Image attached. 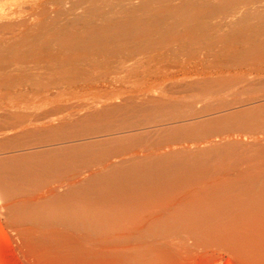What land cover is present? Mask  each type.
Returning <instances> with one entry per match:
<instances>
[{
  "label": "bare ground",
  "instance_id": "1",
  "mask_svg": "<svg viewBox=\"0 0 264 264\" xmlns=\"http://www.w3.org/2000/svg\"><path fill=\"white\" fill-rule=\"evenodd\" d=\"M95 1H97V0H76V2L73 1L74 4H72V7H70V8L71 9L72 8H75L74 6L75 5H78V4H82V3H92V2H95ZM112 1L113 0H110L109 2H112ZM124 1H127V0H124ZM134 1H132V4L133 5H134V3H136L137 0L135 2ZM148 1H150V2L152 1V6L150 5V2H148ZM163 1H165L168 4V2L170 0L169 1L168 0L167 1L166 0H163ZM175 1L176 0L172 1L173 3L172 2L171 3L169 2L171 5H169V4L167 5L166 4L165 7L168 6L167 8H169V7L174 8V7H178L179 6V7H181L180 9H182V15L185 16V17H189L190 15L192 16V14H194L195 12H198L201 9L204 10L205 8L206 9L208 8L207 10L206 9L204 10V11H206L207 14H213V15L214 14H218L217 17H219V16H221L219 14H222L223 12H226L225 10L227 8L230 11V5H231V7L234 6L233 5L234 0L233 1H230V0H187V2H185V0H183L185 2L183 5H181L180 3H175ZM114 2H120V3H118V5L119 4H123V1L122 0H118V1L115 0ZM114 2H112V3H114ZM128 2H129V0H128ZM128 2H125V3L128 5L129 4ZM141 2L148 3V4H146V6H149V7L151 6V7H150V9H149V7L146 8V9L150 11L151 8H153L151 11L154 12V13H159L160 10L162 11V9L164 7L163 3L165 4V2L162 3L161 0H146V1L145 0H143V1L141 0ZM141 2L140 3L138 2L136 4H140V7H138V8H141L143 6L142 10L145 12L144 7H146V6H144V4L141 3ZM237 2H238V5L241 4V6H243V7H240L239 6V9L235 12L236 14L238 13V16H235V14H233V16H232L231 14L234 13V12H232V9H231V14H230L231 17H234L235 16V17L241 18L243 16V13L245 15H247V14L249 15L250 14V16L251 15L253 16L252 13L253 12L256 13V11H259V9H261V11L264 12L262 10V9H264V0H236L235 3H237ZM125 3H124L123 6L121 5L122 8L125 6ZM109 4H110V6H109ZM92 5L95 6L96 4H94V3L91 4L90 8H92V9H90L89 6L87 7V4H86V7H87V8L85 7L86 10L85 9L82 10L84 12V14H87L89 12V10H90L91 14L90 13L89 14L92 15V11L91 10H93V9L96 10L97 9L95 7L93 8ZM101 5H103V4H101ZM114 5H117V4H114ZM133 5H131V7H130V9H131L130 12L132 11L133 12V15H136V14H134V12H136V11H137V13H139L140 11L143 12L140 9L139 10H136V9H138L136 7L137 5L136 6L134 5L135 8L132 7ZM153 5H154V7H153ZM108 6H109V9L111 7L113 8V6L111 5V3H108V5L106 6V8H108ZM47 7H45V9H47ZM237 7H238L237 5H236V7H233V10H234V8L236 10ZM88 8H89V10H88ZM106 8H103V10L104 9L107 10ZM122 8H120L121 11H122ZM132 8H133V10H132ZM80 9H81V7H80ZM120 9H119V12L121 13ZM127 9H129V6L127 7ZM164 9L166 10V8H164ZM72 10H69V11H72ZM76 10H79V9L77 8L74 11H76ZM110 10H112V9H110ZM165 10H163L162 12L165 13ZM167 10L170 11V8L167 9ZM41 11H40V13L42 14ZM74 11H72L71 14ZM85 11L87 13H85ZM149 11L146 12V13H149L150 15L149 14L147 15V14H143L142 13V17L145 16V18H147L148 20H150V18H148L147 16L151 17V15L153 13L151 11L150 12ZM242 11H243V13H242ZM261 11H259V13ZM44 12H43V14H44ZM100 12L98 14L95 11H93V15L95 17L94 19L96 21L94 19L92 20L91 17L93 15L92 16L88 15L87 18H85V19L81 16L84 21L82 22V24L79 22L82 25V28L80 30H82V29H89L90 27L88 28L86 26H92L93 27V26H95L94 24H101L102 23V25H103V26L102 25L101 26H97V29L95 28L96 31H94L92 33H85L82 30V33L81 34L78 33V30L77 31H74V34L71 33V31L74 30L75 28L77 29L78 26H76L77 24L75 25V23H74L75 28L72 27V25H71L72 23L68 19L67 15L65 16L63 14L64 12H61V13L65 17H67L66 18L67 19L66 20L67 22H64L63 17L60 16V19H62L63 20V23L65 24V25L63 24L64 25L63 29H62L61 20H59L58 17H57V14H59V12L56 13V16H54L52 14L53 17H51V18L48 19L50 22L47 21V20H45L49 24L48 29L42 30V29H44V28H42L44 26L43 25H40V27L42 29L39 27L40 30L37 33H35V34L33 33L31 35L25 36L24 33H23V37L25 36V38H23V40H21L22 41L21 44L25 48H27V49H25V48L24 49L23 48L21 49V50H23L22 52H24V50H25V52H24L25 55L23 56V59L25 57H27V56L29 58L30 57L35 58L36 61H37V59L40 60V59H44L45 57L48 59V57L50 55L52 56V54H49V53L54 52L56 50V48H55L56 46H58L57 51L59 50L60 47H62L63 49L65 47V49L66 48H69V49H73V50H76V51L77 50H82V52H83V50L84 51H86V50L91 51V49L93 48L94 54H95L96 53V47L99 46V48L102 49L101 48L103 46L102 44H105V42H108L111 38H115V35H117L116 38H115L116 39L115 42L116 41L121 42V40H122V43L125 42V40L123 41L122 38H118L119 37L118 36V33L126 31L127 30V27H128V26L126 27V25H128V23L125 24V25H123L125 23V21H124V23H120V22L119 23H111V25H108L107 27H106V24H105V26L103 24V23H106V22H107V24H109L108 21H110L112 19L113 20L114 19H117L118 17L120 18V15H119L120 13H118V10H116L114 12V13L117 12V14H114L113 13L114 14V17H112V18L109 17V14L111 12L108 14V17H107V14L106 13L103 15V13L101 12L102 13L101 14ZM105 12H107V11H105ZM201 12L202 11H200V13ZM131 13L128 12V14H127V12H126L127 16L130 15ZM78 14L79 15L80 14L83 15L82 13H80V11H79ZM97 14L98 15H100V14L103 15V17H101V15L99 17H96ZM122 14L124 15L123 11H122ZM126 14L124 16L122 15L123 16V17H121L122 20H124L123 18L126 16ZM226 14L228 15L227 12L225 13V15L223 13V16H226ZM115 15H119V16L117 17ZM240 15H241V17H240ZM256 15H258V14H256ZM256 15L254 14L255 17H252V16L249 17L248 16L249 17L248 20H247V18L245 19V21L247 23L246 24L247 26L251 25L254 22V20H255L254 18H256L257 20L260 19ZM73 16L74 17H77L78 15L75 16V14H74ZM110 16H113V15L111 14ZM136 16L139 17L141 15H138L137 14ZM81 17L78 16L77 18H79L81 20ZM106 17H107V19H106ZM126 17H125V19H126ZM152 17H153V15H152ZM201 17L203 18V15ZM221 17H219V18H221ZM231 17L229 19H231V20L234 19V18H231ZM128 18H127L126 21L129 20L132 23L133 21L130 18L129 19ZM176 18H177L176 16L173 17V19H176ZM262 18H264V16ZM86 19L87 20L89 19V20L88 21H85ZM138 19H139V21L141 19L142 22L145 21V20H142L143 18H141V17L138 18ZM179 19H181V18H179ZM191 19H190V21H191ZM206 19H207L206 17H205V19L203 18V22ZM208 19H207L206 22H207V24H210V23H208ZM214 19H216V17ZM222 19H223V17H222ZM236 19L234 21L232 20L233 22H230V23H232V25H233L235 23ZM242 19H244V18L242 17ZM261 19H260V21L258 20L259 21L258 23H260V22L263 23L264 22ZM68 20L70 22V26L68 25V23H69ZM118 20L119 19H117L116 21H118ZM226 20H228V18H226L224 20V23L227 22ZM139 21H136L134 23L139 24ZM174 21H175V23L178 22L177 20H174ZM190 21L189 22H186V23L184 22L185 23L184 25L188 24V26L187 25L186 26L189 27ZM194 21L196 22V20H194ZM197 21H199V19ZM214 21L217 22L216 20H214ZM229 21H228V23H229ZM162 22L158 21V23H156V25H158L160 23L158 26L161 28L162 25H165ZM172 22H173L172 21V18H170V20L168 21V24L169 25L171 24V26H170L171 29L169 31L168 28H167V25H166L165 28H167V30L165 28H163L164 29L163 30L164 32L165 31L166 32L168 31L170 33L173 30L172 28H174L173 33L174 34L176 33L175 32L176 29H175V27L172 26ZM203 22H200V24L203 23ZM222 22H223V20H222ZM255 22H256V20H255ZM175 23L173 25H178L179 26V24H180L179 22H178L179 24H175ZM220 23H218V25L216 24L218 30H221L220 27L223 26V24H224L223 23L221 25ZM230 23H229V26H232V25H230ZM237 23H240L241 24L242 22L241 21L240 22L237 21L236 22V25H238ZM258 23L256 22L255 25H251V26H256V24H258ZM80 24H79V26H81ZM197 24H198V22H197ZM207 24H205V26ZM212 24H210L209 26H211ZM8 25H7V27H8ZM180 25H183V23L180 24ZM65 26H67V28ZM136 26H139V25H136ZM245 26H242V27L244 28ZM247 26H246V28H244L245 31H246V29L247 30L249 29V31H250V26L248 28H247ZM259 26L260 27L262 26L261 23H260ZM5 27H6V25L4 26V28ZM13 27H11V28L13 29ZM68 27H70V28L68 29ZM181 27L182 28H180L178 30H181V29L185 28L183 26H181ZM200 27H202L204 29L203 24ZM206 27H208V25ZM223 27H225V26H223ZM236 27L237 26H235L234 28L233 27L228 28V26H227L226 29L224 28L225 31H228L227 29H232V35H227V36L230 37V39L228 37V39L230 41L228 40L229 42H225V43L222 42V43H224L223 44L224 47H225V44H230V43L233 45V47H234V45L236 47V44H239L242 41V37L244 38V36H241V34H239L241 32V31H239V29L241 28V27H239V25H238V29H237L239 33H236L235 34V32H237ZM9 28H10V26H9ZM65 28L68 29V30H66L64 32V29ZM191 28H193V27L191 26ZM70 29H72V30H70ZM92 29H90V30H92ZM128 29L130 30V28H128ZM132 29H134V27H132ZM136 29H138V28H136ZM145 29L146 28H144V30ZM198 29H201V28H198ZM211 29H213V28H211ZM214 29H213V32L208 29L207 36H205V37L207 39H209V40H207L204 37V40L206 39L207 42L206 41L201 42V43H204L205 44V45L203 44V46H206V43H207V46L206 47L209 46V43H210V40H212V37L211 38H208V36H211L212 33H215L216 34L215 36H218L217 35L219 33L218 30L217 29L214 30ZM233 29L235 30V32L233 31ZM8 30H10V29H8ZM31 30H32V28H31ZM129 30H128V32H129ZM153 30L154 29H152V31ZM156 30H157L156 31L157 33L158 32L159 33H162L163 32V31L160 32L161 30L159 28L158 29L156 28ZM186 30H181L182 33L180 31L177 32L178 33L177 34L178 35V38L180 40H182L184 37L186 39V36H184V34L186 32H188ZM188 30H192V29H188ZM205 30H207V29L205 28ZM88 31L89 30H86V32H88ZM148 31L146 30V32H148ZM184 31H186V32H184ZM193 31L191 32L192 34H193ZM128 32L126 31V32H124V34H126V33L128 34ZM146 32L143 31L144 34H147ZM149 32L150 33H148L149 35L147 34V36H150V34L154 35V33L151 32V30ZM156 32H155V34H156ZM201 32H202V29H201ZM209 32H211L210 35H209ZM136 33H135V35H137ZM169 33L168 34L166 33V35H168V38H169V36H170V38H174V35H172L173 37H171V34L169 35ZM179 33L182 34V36H183L182 39H181V37H180L181 35ZM224 33L225 32L223 31V33L222 34L219 33V35L221 37L222 36L224 37V35H223ZM226 33L228 34V32H226ZM189 34H190V32H189ZM196 34H198L197 33V30H196L195 35ZM202 34H204V33H202ZM233 34H235V35H233ZM243 34H247V32L246 33L243 32ZM138 35H140V33ZM163 35H164V33L162 35H160V36H162V38H163ZM204 35H202V36H204ZM15 36H16V40H14V39L13 40L18 42V40H17L18 36L17 35H15ZM127 36L125 35V37H127ZM131 36L133 38V35H130V37ZM137 36L134 37V39L135 38L136 39H140V37L143 36V35L139 36L138 38H137ZM196 36L199 37V35H196ZM196 36H195V38L193 36H192V38H190V40L194 38V41L196 39L195 45H196L197 42H200L199 38H198V40H199L198 41ZM212 36H214V35H212ZM220 36H218V38H220V40L218 39L220 41V44H219V41H218V44L221 46V44H222L221 41L224 40V38L222 37L223 39H221ZM156 37H159V34ZM165 37L167 38V36H164V38ZM175 37H176V34H175ZM246 37H249V35L246 36ZM166 38H165V40H166ZM131 39H129L128 42ZM185 39H183V40H185ZM260 39L261 38H259V40ZM256 40H258V38H256ZM262 40L264 41L263 37H262V39L260 41H262ZM151 41H152V43L151 42H148V43L149 44L151 43L150 45H153L155 42H153V40H151ZM156 41H159V40H156ZM167 41H169V39H167ZM191 41H193V40H191ZM8 42H9V40H8ZM17 42H16V45L15 46H12L10 44L11 46L10 47H7V48H4L6 46L3 45L4 46L3 47L2 46L3 43L2 44L0 43L1 44L0 45V48L2 46V49H0V59L4 58L5 56L8 57L9 53H11L14 56L17 55V57L16 56L15 57L16 58H19L18 61H20V58L21 57L19 55L20 54L19 51H20V48L23 47V46L20 45V43L17 44ZM141 42H142V40L140 41V43ZM159 42L162 43V40L159 41ZM159 42H156V43L159 44ZM163 42L166 43L165 41H163ZM255 42H257V41H255ZM4 43H5V41H4ZM148 43H147V45L149 47V44ZM164 43H163V45H164ZM167 43L169 44V42H167ZM215 43L216 42L213 43L214 44V46H213L212 45V42H211L210 48H208V49L210 50L212 48H215V46H216ZM261 43L263 44L264 42H261ZM8 44L6 43V45H8ZM255 44L253 46H255ZM100 45H102V46L100 47ZM189 45H193V44L190 43ZM198 45H199V46H197L198 49H199V47L201 49L202 48L204 49L203 46L202 47L200 46L201 45L200 43ZM19 46H20V48H19ZM104 46H107V45L105 44ZM143 46H145V45H143ZM156 46L157 45H155L154 47H156ZM158 46H161V45H158ZM240 46L241 45H239V47L237 46L236 48H241ZM148 47H146V48L148 49ZM187 47H186V49H187ZM190 47H188V48H190ZM195 47H193V48H195ZM228 47H229V45H228ZM151 48H153V46ZM182 48H184V47H182ZM53 49H54V51H53ZM63 49H62V51L64 53V50ZM120 49H122V47ZM133 49H132V51H133ZM159 49L161 50V48L160 47L158 48V52H159ZM242 49L240 51H242ZM255 49L257 51L256 46H255ZM129 50H130V48H129ZM140 50H141V48H140ZM142 50H145V48L142 49ZM153 50H154V48H153ZM219 50L222 51L220 49V47H218V51ZM227 50H228V48H227ZM230 50H232V49H229V51ZM236 50L237 49H234L233 51H230V52H232V55L231 56H233V55L234 56L235 55L237 56L239 54L238 53V50L237 51ZM244 50H246V47L243 49L242 53L244 52ZM260 50H259L260 51V54H259L258 51H257L258 53L255 51L253 53V55H252V52H253V50H252L251 52L246 53V56H244L243 54H240L238 56V58H240L241 55L244 56L245 58L247 57V60H245L247 62L248 61V58H249L247 56V54H250L251 53V55L254 58H256V59L259 57L257 60L255 59V62L253 61L254 59L252 58V61L253 62L251 64V66H253L254 63L255 64L258 63L257 61L259 59L264 60L263 59L264 58V53L262 52V48H260ZM59 51L62 52L61 50H59ZM115 51L117 52V50H115ZM216 51H217V48H216V50H214V53ZM98 52H101V51H98ZM147 52H149V51H147ZM151 52H154V51H151ZM191 52H189V53H191ZM200 52H202V51H200V49H199V52L198 53H200ZM230 52L228 54H230ZM6 53H8V55H6ZM24 53H21V55H23ZM80 53H81V51H80ZM83 53H85V52H83ZM135 53L136 52H134V54ZM224 53L225 52H222V53H219V54L222 55ZM255 53L256 54H259V55H263L262 58H260L261 56H259V55H257V57H255L254 56ZM47 54H49V56H47ZM54 54L56 55L57 53H54ZM88 54H89V52H88ZM94 54H93V56H94ZM98 54H101V53H98ZM147 54H145V55H147ZM158 54L159 53H157V55ZM10 55H9V57H10ZM13 55L11 57H13ZM55 55H54V57H55ZM74 55H76V54H74ZM89 55L90 56H88V57L94 58L93 56H91V54H89ZM119 55L121 56V54H119ZM128 55H129V52H128ZM145 55H143V57ZM188 55H190V54H188ZM195 55L196 54L194 53L192 55V57L195 56ZM217 55H218V53L216 52V55L215 56H217ZM148 56H149V59H150L151 58V55H148ZM58 57H59V55L56 56L54 58V60L56 58H58ZM73 57L74 56H72L71 58H73ZM104 57H106V55ZM130 57H131V55H130ZM189 57H191V55ZM244 57H242L241 59H245ZM29 58H27V59H29ZM63 58H64L65 61H67V60L70 59L69 58V59L66 60L65 57H63ZM98 58H102V57L99 56ZM4 59L6 60V57ZM50 59H53V57H51ZM5 60H4V62H6ZM64 60H63V63H64ZM79 60H81V59H79ZM130 60H132V59L130 58ZM11 61H14V60H11ZM18 61H16V63H15V61L12 62V63L17 65ZM29 61H31V59H29L28 62ZM111 61L114 62V60H111ZM72 62H73V59H72ZM260 62H259V64H260ZM19 63H20V65H19L20 67H21V64L23 66V63L22 62H19ZM77 63H78V60H77ZM126 63H128V62H126ZM142 63L143 62H141V64ZM1 64H4L5 66H7L6 65L7 62H6V64L1 62ZM11 64H9V65H11ZM24 64H26V63H24ZM64 64H68L69 65L68 62L67 63L65 62ZM101 64H102V62H101ZM116 64L117 63H115V66H116ZM128 64H130V62ZM133 64H134V61H133ZM4 65H2V66L4 67ZM9 65H8V67H9ZM16 65L14 66L15 69H17L16 68ZM60 65H62V64H60ZM93 65H95V64H93ZM238 65H239L238 67H240L241 64H238ZM74 66H75L74 68H78V66H76V65H74ZM104 66H105V64H104ZM109 66H110V64H109ZM248 66H250V65H248ZM31 67L33 68V66H31ZM134 67L136 69V66L135 65H134ZM157 67H156V69H157ZM228 67H230V63L228 65ZM235 67H236V65H235ZM255 67H257V66H255ZM255 67H251V68L255 69ZM35 68L37 69V67H35ZM130 68H129V70H130ZM251 68H249V70ZM15 69H13V70L15 71ZM58 69H59V67H58ZM86 69H88V68H86ZM92 69H93V67H92ZM123 69H125V68H123ZM216 69H217V67H216ZM129 70H127V71H129ZM131 70H133V69H131ZM259 70L260 71L263 70L262 67ZM56 72H57V74L59 73L58 71H56ZM60 72H63V71L61 70ZM36 73H38V72H36ZM16 74H18V73H16ZM16 74H15L14 77H17ZM24 74H25V72H24ZM54 74L56 76V73H54ZM67 74H68V71H67ZM67 74H66V77H67ZM35 75H33V76L30 75L28 77H30V78H36ZM48 75H49V78H47L48 76H46V78H45V79H47V81L50 79L51 75H53V74H48ZM74 75L73 74L71 76L68 75V77L71 78ZM220 75H223V74L221 73ZM244 75H243V77H244ZM39 76H41V78H42L43 75L42 74L41 75L39 74L37 77H39ZM87 76H88V74H87ZM4 77L7 78L5 75H4ZM18 77L21 78L19 76V74H18ZM44 77H45V74H44ZM64 77H65V75H64ZM257 78H259V76ZM257 78H255V79H257ZM261 78L263 79V77H261ZM36 79H38V78H36ZM36 79H34V80L32 79L33 80L32 82H35ZM63 79H65V78H63ZM73 79H74V77H73ZM102 79H104V78H102ZM213 79H215V78H213ZM251 79H254V78H251ZM21 80H23V79H21ZM26 80H27V78H26ZM28 80H30V79H28ZM50 80H52V79H50ZM259 80H258V82H259ZM37 81H36V84H38ZM102 81H104V80H102ZM11 82H12V80L7 79V80H4L2 83L3 84H6V86H7ZM211 82L217 84V81H212L211 80ZM260 82H262V81L260 80ZM2 83L0 84L1 86H2ZM74 83H76V81ZM207 83L209 84L210 82H207ZM239 83H242V81L239 82ZM20 84L22 85L23 83H20ZM49 84L52 85V84H54V82L49 83ZM68 84L66 83L67 86H68ZM210 84H212V83H210ZM236 84H238V83H236ZM246 84H247V82H246ZM12 85H14V82H13ZM51 85H49V86H51ZM41 86L39 88H41ZM44 86H45V84H44ZM54 86H52V87L54 88ZM222 86H226V84L225 85L222 84ZM232 86H233V84H232ZM259 87L256 86V88L259 89V90H257L258 93H261L259 91H261L260 88H262V87H260V88ZM2 88H4V87H2ZM7 88L8 87H6L5 89H7ZM14 88H16L17 89L16 91L18 92V88H20V87H18V86L16 87L15 86ZM44 88L47 89L48 87H46V86L43 87V94H44V96L41 99H44L45 98V94H47L46 92H48L50 90V89L49 90H46V92L44 93V91H45ZM250 88L253 89V90L255 89V88H252V87H250ZM9 90H11V89H9ZM30 90H32V89H30ZM40 90H38L37 92L41 93ZM219 90H220V88H219ZM253 90H251V92ZM6 91H7V94H8V90H6ZM263 91L264 90H262V92ZM14 92H15V89H14ZM27 92L28 91H26V93ZM24 93H25V91H24ZM252 93H254V92H252ZM255 93H254V95H255ZM12 94H13V92H12ZM14 94L16 95V92ZM22 94H18V95H22ZM15 95H11V96L16 97ZM18 95L16 97L17 99L20 97ZM203 95H205V94H203ZM14 97H12V98H14ZM256 97L258 98L259 96L256 95L255 98ZM261 97L262 96H260L259 98L262 101H264L263 100L264 97H263V99ZM46 98H48V96ZM44 100L46 101V99H44ZM156 100L157 99H155L154 101L155 102H159V100L158 101H156ZM149 101L150 100H148V102ZM160 102L161 103L163 102L164 105L165 104L167 105V104H169L170 101H167V102L160 101ZM196 102H198V101L197 100L194 101V103H196ZM163 103L161 105H163ZM171 103H173V101H171L170 104ZM240 103H242V104L244 103V105L246 104L245 101L240 102ZM240 103L239 104L236 103V104L237 105H240ZM134 104H136V103L134 102ZM236 104H234V105H236ZM154 105L155 104H153V106ZM161 105L159 104V105H156V106L159 107ZM136 106L137 105H135L133 108L135 109ZM151 106H152V104H151ZM256 106H258V105L255 104L253 106V108L251 107V108L246 109L247 108L246 107V108H244V110H241V111H235L233 113L224 114L221 117H216V118H213V119H210V120L207 119L206 121H203L204 123H200L197 120V123L198 124L195 123V125H193V126L192 125L190 126V124H189V125H187V127H182V126H180L179 128H177V126L176 127H173V128H171L172 131L170 130V132H172V135L171 136H168V139L167 140L165 139V141L169 142V140L171 139L170 141L172 142L173 141V138H176L177 139L179 137H181L180 138V141L183 138L185 140V139H187L189 137H193V138L194 137H202V136H204V137L205 136L212 137L211 134L214 135L215 133L223 132V131H224L223 133H225L226 130H229V129H231V130H235V129L237 130L238 129L240 131H243L244 130L245 132H247V131L250 132L251 131V132H254L256 134L259 133V135H261L262 133H264V105L258 106V107H256ZM125 108H127V107H125ZM136 108L137 109L134 110V111L137 112L140 107L138 106ZM119 109L120 108H118V110ZM132 109L130 108V110H132ZM157 109H159V108H157ZM163 109H165V108H162V110ZM178 109L180 110V108H178ZM178 109L177 108L176 109H173V111H175V110L177 111ZM109 110L113 111V109H111V108ZM116 110L117 109H115V112L118 111V110L117 111ZM111 111H108V109H107L104 112L106 114H107V112H110V114H111ZM151 111H154V110L151 109ZM163 111H165V110H163ZM158 112H160V109L158 110ZM169 112L170 113H173V112H171V109H169ZM105 113H104V115H105ZM113 113L114 112H112V114ZM104 115H103V118H104ZM188 126H190V127H188ZM88 127H89V125H88ZM234 132H236V131H234ZM169 135H170V133H169ZM246 135L248 136V138H247V136H244V137H245V139L247 138V141L250 142L248 144H250V145H246L245 143L237 144L236 141H235V143L228 144L225 147H219V145H221V143H222L221 142L222 140H221L219 142L220 143L219 145L216 144L217 147L213 143L214 144L213 146L216 147L215 149H212L211 148L212 147V144H209L211 146L207 145V146L210 147V148L209 147H207V148H209L210 150L206 151L204 149L206 147L205 146L203 148L204 149L203 151H198V152H196L193 155H189L186 152H183L184 149H181V152H180L179 151L180 149H179L178 150L179 152L177 150H176L177 152H174L172 150L174 153L172 152L171 154H167V155L153 156V154L152 155L149 154L150 151H152V153H156L157 154L156 151H159V150H157V149H159V146H156L157 147L156 151H155V148L156 147H154V149H153V146H152L151 147L152 150L149 149L150 150L149 151L148 149H145V151H143V152H147L148 154L145 153L147 155H144L142 157H139L137 154H133L130 158L125 159V158H122V156L120 154L121 151H124L122 147H126L125 150H127L128 146L130 145V143L132 144L133 140H131V139H125V140L119 139L121 141H118L117 140V141H114V142H108V143L105 142V144H101L103 148L105 146L106 149H111V150H114L115 148L116 149H119V147L121 146V148L119 149V151H120L119 153H117L118 150H116L113 153L106 154L104 156V158L100 157V155L98 156L99 151H100V148H101V145L100 144L99 145H92L91 142H90V144L88 142L87 145H84L83 146V144H82V145H80L81 147L80 146H76L77 147L76 149H74L75 146H70V147L67 146V149L68 150H66V148H65L66 146H65V147H63V150L60 147L59 148L60 149L59 152H55L54 151L55 149L53 151L51 150L50 153H47L46 152L47 153L46 154L47 158H46L45 155H40L42 152L40 151L41 152L40 153L38 151L37 153L36 152L30 153L31 156L28 157L29 156L28 155V156H26V158H25V156H23V157L13 158L12 160H4V159L1 160L0 159V200L2 201L0 203H4L7 199L8 200L10 199L9 201H11L12 199H14L12 201V203L8 204V206L5 205L6 206V209H5V207H4V209L7 211V213L4 212V214L5 213L8 214V217H9L8 220H10V222H12V220L15 222V224H14V222L12 224V226L14 225L13 228L15 227V225L18 226L17 223L18 224L21 223L22 225H23V223H25L24 225L26 226V229H28V230H29V226L32 225L30 227L31 229L29 230L30 232L28 231V233H30V234H33L34 233V235L37 234V233H39L38 236H40L39 237L40 239H38V240L36 239V241H34V242L31 243V249L33 251L37 252V253H44L47 256V259L43 257L42 258L43 261H47L48 260V261H51V262H54V263L64 262V263H80V264L81 263H85V264H180L179 263V259L180 258H183L182 257L183 254H182L180 248L175 249L174 247H171L173 253L170 252L171 250H169V252H168L167 246L170 243L169 241H168V244H166L165 241H164L165 243H163V242H161V241H159L157 239L156 240H153V239L158 238V237H166L167 236L169 238V236L177 235L176 238L180 242L181 246L183 245L185 248H188L187 251L190 250V252L188 251L189 253H191L190 256H197V257H199L202 254H216V253L232 254V255L235 254V256H239V257L240 256L241 257L243 256V258H246L247 257L248 260H250L249 263H251V264L252 263L253 264H264V141H263V143H260L258 137H256V136H249L248 134H246ZM147 136L149 137V135H147ZM171 137H173V138H171ZM204 137H202L200 139H206ZM135 140H137V139H135ZM141 140L142 141H140V138H139L138 141L143 142V139H141ZM163 140H164V138H163ZM163 140L162 139L161 140H158L157 139V142L158 141L160 142V141H163ZM165 141H163V142H165ZM177 141H178V139H177ZM227 141H229V140H227ZM135 142H137V141H135ZM135 142H133V143L134 144H137L138 143V142L137 143H135ZM173 142H176V140L174 139ZM176 143H178V142H176ZM223 143L226 144L225 142H223ZM223 143H222V145H223ZM84 144H86V143H84ZM163 144H162V148H166V147H168L167 145H169V143H167V144L163 143ZM148 145H149V143H148ZM156 145H159V144L157 143ZM145 146H146V144H145ZM145 146H143V147H145ZM71 147H73V148H71ZM78 147H80V148H78ZM103 148H101V150ZM131 148H132V146H131ZM145 148H147V147H145ZM149 148H150V146H149ZM162 148L160 147V149H161L160 151H162ZM194 149L197 150L198 147L197 148H194ZM153 150L155 152H153ZM185 150L187 151L188 148L185 149ZM45 151H43V153ZM48 151H49V149H48ZM56 151H58V149H56ZM170 151L171 150H169L168 152H170ZM187 152H190V149ZM101 153H102V151H101ZM105 153L106 152H104V154ZM158 154H162V153H158ZM33 155H35V156L37 155V156H39L41 158H37L36 157L38 159L37 160ZM87 156H90L91 158L89 159V157L87 158ZM98 157H100V158H98ZM115 158L116 159H120V160L117 163H111V159H115ZM79 159L80 160L81 159H84V160H82L83 163H84V165H81L82 170H79V168L77 170L73 168V166H74L73 165L74 164L73 162H76ZM82 161L80 162V164H83ZM75 164L78 165V167H79V162H78V164L77 163H75ZM92 164H93L92 167H95L96 166L97 168L96 167H95L96 169L95 168H92L91 167ZM88 166H89V168L91 170L86 169V168H88ZM83 168H85V170ZM62 181H63V183L66 182L65 186H64L63 183H61ZM46 185H61L62 187L64 186L66 192H63L62 194L61 193L59 194L58 193L59 191L57 192L56 190H54V191L53 190H49L50 192L51 191L52 192L51 193L50 192H47V193H44V194H40L42 190H44L45 188H47ZM32 192H35V194L40 192L39 193L40 195H42V196H45L46 195L48 197H46V196L45 197H41V199L38 198V200L34 201L36 196L39 197V194L36 195L35 197L28 196V195H31L30 193H32ZM25 195H27L28 197H32L34 200L32 202H25V200H26V196ZM20 196H23V198H25L24 201H21L20 200L21 199ZM16 197L17 198H20V199H17V200L18 201L20 200L21 202H17V201L15 202V198ZM0 209L2 210L3 208L0 207ZM26 223H29V224H26ZM30 223H34V224L36 223V224L34 225V224H30ZM51 223H53V224H51ZM55 223L61 224V226L58 225L59 227H62V224H64L65 226L66 225L67 226L70 225L69 226L70 229L73 226V227H75L76 229H78L80 231L79 234L83 230L84 231L82 232V234L84 232H86V231L88 233L90 232V234L88 235L89 237L87 236V232H86V235H85L86 237H84V234L83 235L81 234V235H79L81 237H78V234L77 233H76L77 234L76 237H77V239L78 238L79 239L82 238V236L85 239L92 237L91 239H89V241L90 240H93L94 241V239H95L94 242H96V243H94L93 246H90L89 245L90 246L89 248L91 249V247L92 248L95 247L94 249L96 251H99V249H98L99 246L97 245L98 246L97 249H96V246H95L97 243H99V245L104 244L103 246H107V244L108 245H114V246L115 245H117V246L118 245H120V246L121 245H126V246H122L123 249L124 248H127V247H128L127 249H129V248H139V247H145V246H146V248H145V250L144 249H142V250L140 249V252L138 251L136 253H135V251H137V249L136 250L133 249V251L131 249H130V251L125 250L128 253H126L125 251H124V253H118V252H120V249H119V251H117L116 253H113L112 251H114L115 249H113L114 247L113 248L111 247L113 250L111 251L112 253H109V254H107L105 252V250H102L106 254L102 253V254H98L97 255L96 254L97 252L94 253L92 251L93 253H90L89 255H85L84 254L85 251L83 252V250L80 248L83 244H81V242H80V244H81V246H80V244H78L79 243V241H78L77 242L78 246H77L76 242H73L74 239L73 240L69 239L70 236L71 235H74V233H75V232L74 233L67 232V231H70L69 229L66 230V231L63 230V229H61L63 231H60V229H59V231L60 232H63L64 234H61V233L60 234L58 233V234L59 235H65V238H64V236L62 238H60L61 236H59L57 234V232H59V231H57L58 229L56 228L57 230H55V231H57V232H55L53 230V233H55L54 234L55 237L52 236V238H50V239H44V237H42L43 239H41V235L43 233H45L44 234L45 237H46V234H47V237L46 238H48V232L50 233V235H53V233L51 234L52 231L50 232L48 230H47L48 232L46 233V231L44 232V230H45L44 228L45 227L43 229H41L40 227L43 224L44 225L45 224L46 225L51 224L52 226L53 225L56 226L57 224H55ZM73 224H75V225H73ZM27 225H28V228H27ZM33 225L36 226V227H34ZM19 227H21V225ZM46 227L48 228L49 226H46ZM26 229H24V230H26ZM49 229H50V227H49ZM52 229H54V226H53ZM3 230H4V228H3ZM3 230H2L1 236L3 237V239L5 241H7V238L9 237V239H10V236H7L8 234L5 235L4 233H6V232L4 230V233H3ZM14 231L17 232L16 230H14ZM21 231L22 230H20V232ZM64 231L66 232V234H65ZM74 231H76V230H74ZM31 232H33V233H31ZM71 232H73V231H71ZM28 233L24 232L22 234V236H25V235L28 236V235H30ZM68 233L70 234V236H68L69 238L66 237V235ZM56 234L59 237H57ZM19 235H21V233ZM26 236H25V238H28ZM32 236H30V237H32ZM5 237H7V238L5 239ZM16 237H17V235H16ZM76 237L74 235V238H76ZM145 237H147V238H145ZM71 238H72V236H71ZM9 239H8V241H10ZM18 239H20L19 236H18ZM15 240L16 239L12 240V241H14L13 243H15ZM89 241H86V243L87 242L89 243ZM11 242H8L7 243V246L9 248L12 246V244H10ZM16 243H17V241H16ZM90 243H91V241H90ZM126 243L127 244L130 243L129 245H131V246H127ZM103 246H101L100 250L102 249ZM149 246H152V247H149ZM153 246H159V250H155L153 248ZM160 246H162V247H160ZM19 247L21 248V245H19ZM164 247L167 250L166 251L164 250V252L163 251H160V248H164ZM86 248L87 247H85L84 249H86ZM107 248H109V247H107ZM6 249H7V247H6ZM90 249H89V251H90ZM11 250L12 249H10V252H12ZM26 253H27V251H26ZM174 255H176V257ZM33 259H34V257H33ZM239 259L241 261H244L241 258H239ZM183 264H185V263H183ZM189 264H190V262H189Z\"/></svg>",
  "mask_w": 264,
  "mask_h": 264
},
{
  "label": "rangeland",
  "instance_id": "2",
  "mask_svg": "<svg viewBox=\"0 0 264 264\" xmlns=\"http://www.w3.org/2000/svg\"><path fill=\"white\" fill-rule=\"evenodd\" d=\"M73 1L76 2V0H73ZM73 1L72 0H66V1L65 0H0V41H1L0 43L1 44L3 43L2 46L3 45L6 46V47L3 46L4 48L10 47L11 45L12 46H15L17 41H14V40H16V36L15 35H17L18 36V38H17V40H18L17 44L20 43V45H22L21 44V42H22L21 40H23V38H25V36H27V35H31L33 33L34 34L37 33L40 30V28H41L40 25H43L44 26V27H42L44 29L41 28L42 30L48 29L49 24L45 20L49 21L48 19L51 18V17H53V15L56 16V13H58V12H59V14H57V17H58L59 20H61L62 29H63V27L65 25L63 23V20H64V22H67L66 21L67 20L66 18L68 17V19L72 23L71 24L72 27L75 28L74 23H75V25L77 24L76 26H78L77 29L76 28L75 29L73 28L74 30L70 29V30H72L71 31L72 34H74V31H77V30H78V33H80V34L82 33V30L85 33H92L94 31H96L97 26H101L102 23L101 24H94L95 26H93V27L92 26H86V27H88V28L90 27V28L89 29H82V30H80L82 28V25L81 24L84 21L82 19V17L85 19V18H87L88 15L91 14V12L89 10L91 4H93V3L96 4L95 6L92 5V7L93 8L94 7L97 8L96 10L95 9L91 10L92 11V15H93V11H95L98 14L101 11L103 13V15L106 13L107 14V17H108V14L113 10L109 14V17L112 18V17H114V14H117V12L116 13H114V12L116 10H118V13H120L119 12V9L122 8V6L124 5L125 2H128V0L127 1L122 0L123 1V4H119L118 5V3H120V2H114L115 0L112 1L114 3L109 2L110 0H101V1L100 0H97V1L92 2V3H82V4L75 5L74 6L75 8H72L73 9L72 10L70 7H72V4H74ZM116 1H118V0H116ZM132 1H134V0H129V2H128L129 4L127 5L125 3V6L122 8V11H123L124 15L126 14V12H127V14H128V12L129 13L132 12V11L130 12V10H131L130 7H131V5H133L132 4ZM161 1H162V3L165 2L163 0H161ZM172 1H174V0H172ZM172 1L170 0L169 2L171 3ZM230 1H233V0H230ZM138 2L140 3L141 0H139V1L137 0L136 1V3H138ZM148 2H150V1H148ZM169 2H168V4L171 5ZM185 2H187V0H185ZM185 2L183 0H176L175 1V3H180L181 5H183ZM235 2H236V0H234V2H233V5L234 6L232 5L233 7H236V5L238 6L236 10L234 8L235 11L233 10V7H231V5H230V11H229L228 8L225 10L228 13L229 16L227 14H226V16H223V13L225 15L226 12H223L222 14H219V15H221L223 17V19H222L221 16H219L221 18L217 17L218 14H214V15L213 14H207L206 11H204L206 8L204 10L201 9L200 10V11H202L201 13H200V11H198V12H195L194 14H192L193 17L191 15L189 17H185V16L182 15V9H180L181 7H179V6L178 7H174V8L169 7L170 8V11H168L167 10V9H169V8H167L168 6L165 7V5L167 4L166 2H165V4L163 3L164 7L162 9V11H163V10H165L164 8H166L165 13H163L161 10H160L161 12L159 11V13H154V12L151 11L153 8H151L150 11L153 13V14L151 13L153 15V17H152V15H151V17H149V16H147L149 13H146V12L149 11V10L146 9V8L149 7V6H146V4H148V3L141 2V3L144 4V6H146V7H144L145 12L142 10L143 6L141 8H138V7H140V4L134 3V5L135 6L137 5L136 7L138 8L136 10H139L140 9V10L143 11V12L140 11L139 13H137V11H136V12H134V14H136V15L138 14V15H141V16L137 17L136 15H133V12H132L128 16L126 14V16H127V17L125 16L126 19L124 17L123 18L124 20H122L121 17H123L124 15L122 14V11L120 9L121 13L119 15H120V18L121 19L118 17L119 15H115V16L118 17L117 18V19H119L118 21H116L117 19H114V20L112 19L113 21L112 20L108 21L109 24H107V22L106 23H103L104 26L106 24V27L108 25H111V23H119V22L120 23H124V21H125V23L123 25H125V24L128 23V25H126V27L128 26L126 31L128 32V30H129L128 28H130V30L128 32L129 35L127 33L124 34V32H126V31L120 32L121 34L118 33V36H119L118 38H122L123 41L125 40V42L122 43V40H121V42H118V41L115 42V40H116L115 38L117 36V35H115V38H111L108 42H105V44L107 46H104L105 44H102L103 46L100 45V47L102 46L101 47L102 49H100L99 46L96 47V53L95 54H94L93 48L91 49V51H89V50L84 51L83 50V52H85V53H83L82 50H77L76 51V50H73V49H69V48H66L65 49V47L63 49L62 47H60L59 50L62 51V49H63L64 50V53H65L64 54L63 51L62 52H60L59 50L57 51L58 46H56L55 47L56 50L54 51V49H55L54 48L53 49L54 52L49 53V54H52V56L51 55L49 56V54H47V56H49L48 59L50 61L46 57L44 59H40L41 61L38 60V59L36 61L35 58H33V57H30L29 58L28 56L23 59V56L25 55V53H24L25 50H24V52H22L23 50H21L22 48L23 49L25 48L23 45H22L23 47H21V48L19 46V48H20V51H19L20 54L19 55L21 57L20 58V61H18L19 58H16L17 55H15L16 56L15 57L13 54L9 53V55L11 54L10 57L12 55L14 57V58L13 57L10 58L9 55H8V53H6V55H8V57L10 59L7 56H5L6 57V60L4 59L5 57L2 58V59H0V64H1V62L2 63H5V64L7 62V64H6L7 66H5L4 64H1L0 65V80L3 82L4 80L9 79V80H12V82L6 86V84H3L0 81V84L2 83V86L0 85V159L1 160L2 159H4V160H12L13 158L23 157V156H25V158H26V156H28V155H29L28 157L31 156L30 153H34V152L37 153L38 151L39 152L40 151L42 152V153L40 152L41 154L39 153L40 155H45L46 156L47 153H50V151L51 150L53 151L54 149H55L54 150L55 152H59V150H60L59 148L60 147L63 150V147L66 146L65 148H66V150H68L67 149V146H69V147L70 146H75L74 149H76L77 148L76 146H80L82 144L84 146V145H87L88 142H89V144L91 142L92 145H99V144L101 145V144H105V142L108 143V142H114V141H117V140L118 141H121L119 139H123V140H125V139H131V140H133V142L137 141L138 143L137 142H135L137 144H134L133 142H132V144L130 143V145L128 146L127 150H125L126 147H122L124 151H121V152L119 151V149L121 148V146L119 147V149H116L115 148L114 150H111V149H106L105 146L103 148L102 145H101V148H103V149L101 150V148H100V151H99L98 156L100 155V157L104 158V156L106 154L113 153L116 150H118L117 153L120 152L122 158H125V159L130 158L133 154H137L139 157H142V156L148 154L147 152H143V151H145V149L152 150V148H151L152 146H153V149H154V147L159 146V149H157V147H156L155 148V151H156V149L160 151L161 150L160 147L162 148V144L163 143H165V144L169 143V145H167L168 147L162 148V151H160V152L159 151H156L157 154L156 153H152V151L149 150L150 151L149 154H151V155L153 154V156H160V155L171 154L173 151L174 152H177L179 149H180L179 151L181 152V149H184L183 152H186L189 155H193V154H195L198 151H203L204 149L206 151L210 150L209 149L210 148L209 146H211V145H209V144H212V147L211 148L212 149H215L217 147L216 144L219 145L220 144L219 142L221 140H222L221 141L222 143L225 142L226 144L223 143V145H224L223 146L222 143H221V145H219V147H225L228 144L235 143V141H236L237 144L245 143L246 145H250V144H248L250 142L247 141L248 136L246 134H248L249 136H256V137H258L259 138V142L260 143H263V141H264V133H262V134L260 133L261 135H259V133L256 134V133L251 132V131L250 132L247 131L248 132L247 133L244 130H243L244 131L243 132V131H240L238 129L237 130L236 129L235 130L229 129V130H226L225 133H223L224 132L223 131V132L215 133L214 135L211 134L212 137H209V136H205L204 137V136H202V137H204L206 139H200L202 137H194V138L193 137H189V138H187L185 140L183 138L180 141V138L181 137H179V138H177L178 139V141H177L176 138L171 137V138H173V141L175 139L176 142H178V143L173 142V141H172L173 142L172 143L170 141L171 140L170 138H169L170 139L169 142L165 141V139L166 140L168 139V136H171L172 135V132H170V130L172 131L171 128H173V127H176V126H177V128H179L180 126L187 127V125H189V124H190V126L191 125L193 126V125H195V123L198 124L197 123V120L200 123H204L203 121H206L207 119L210 120V119H213V118H216V117H221L224 114L233 113L235 111H241V110H244V108H246V107H247L246 109L251 108V107L253 108V106L255 104L258 105V106L264 105V101H262L259 98L260 96H262L261 97L262 99L264 97V91L262 92V90H264L263 89L264 88V80H263L264 79V67H263L264 66V60L259 59L257 61L258 63H256V64L254 63V65L251 66L252 62L253 61L255 62V59H256V58H254L252 56L253 53L256 51L255 46H256L257 51L259 52V54H260V51H261L260 48H262V52L264 53V43L263 44L261 43V42H264V41L263 40L260 41L262 39V37L264 39V32H263L264 31V24H263L264 22L263 23L260 22L261 25H262L261 27L259 26L260 23H258L260 21V19L264 16V12H262L261 9H259V11H261L260 13H259V11H256V13L253 12L252 13L253 16L251 15L252 17H255L254 14L255 15L258 14L256 16L260 18V19H258L259 21L256 18H254L256 20V22L258 23V24H256L257 27L256 26H251V25H255L256 22L254 20V22L251 25H249L250 26V31H249V29L248 30L246 29V31H245L244 28H246V26H247L246 25L247 23H246L245 19L247 18V20H248V18L251 17V16H250V14L249 15L247 14L249 16L248 17L242 11V13H243V16L242 17L244 19H242L241 15H240L241 18L235 17V16H238V13L236 14L235 12L239 9V6L240 7H243V6H241V4L238 5V2L237 3H235ZM108 3H111V5L113 6V8L112 7L110 8L112 10L109 9L110 4H109L108 8H106V6L108 5ZM86 4H87V7L89 6V8H88L89 12L87 13L85 11V13H87V14H84V12L82 10L85 9ZM101 4H103V5H101ZM114 4H117V5H114ZM134 5L132 7L135 8ZM150 5L152 6V1L150 2ZM128 6H129V9H127ZM45 7H47V9H45ZM80 7H81V9H80ZM150 7H149V9H150ZM153 7H154V5H153ZM77 8L79 10L74 11ZM103 8H106L107 10H105V9L103 10ZM90 9H92V8H90ZM231 9H232V12H234L232 14H231ZM69 10L74 11L72 14L73 15L75 14V16H77V15L79 17L82 16L81 17V20L79 18H77L78 16L77 17H74L71 14L72 11H69ZM132 10H133V8H132ZM262 10L264 11V9H262ZM40 11L42 12V14L40 13ZM79 11L83 15H81V14L79 15L78 14ZM105 11H107V12H105ZM43 12H44V14H43ZM61 12H64L63 14L65 16L67 15V17H65ZM142 13L143 14H147L146 16L148 18H150V20H148L147 18H145V16L142 17ZM98 14H97L96 17H99L101 15V14L100 15H98ZM111 14L113 16H110ZM230 14L232 16H233V14H235V16L234 17H231ZM92 15H90V16H92ZM103 15H101V17H103ZM202 15H203V18L204 19H205V17L207 19L209 18L208 19V23H210V24H212L213 22L214 23L211 26H209L210 24H207V22H206L207 19L204 20V22H203V18L201 17ZM60 16L63 17V20L60 19ZM133 16L134 17L136 16L137 18L136 17L134 18ZM175 16L178 19L179 18H181V19H179V20L177 18L176 19H173V17H175ZM107 17H106V19H107ZM128 17L129 18L131 17L130 19L133 21L132 23L129 20L126 21ZM140 17L143 18L142 20H145V21L142 22L141 19L139 21L138 18H140ZM215 17H216V19H214ZM230 17L231 18H234V19H232L233 21L237 18L236 21H235V23H234L235 25L233 24L234 26L232 25V23H230V22H233L231 19H229ZM91 18L93 20L95 18L94 15ZM170 18H172V21H173L172 22V26L175 27V29H176V31H175L176 32L175 33L176 34V37H175V34L173 33L174 28H172L173 30L170 33L168 31L167 32L165 31V32L167 34L169 33V35L171 34V37H173L172 35H174V38H170V36L168 38V35H166V33L163 31L164 30L163 28H165L166 25H167L168 30L170 31L171 24L170 25L168 24V21L170 20ZM226 18H228V20H226L227 22L225 21L226 23H224V20ZM190 19H191V21H190ZM198 19H199V21H197ZM69 20H68V22H69ZM88 20L86 19L85 21H88ZM174 20H177L180 24L183 23V25H180L178 22L175 23ZM194 20H196V22ZM214 20H216L217 22H215ZM222 20H223V22H222ZM261 20L264 21V18H262ZM136 21H139V24L134 23ZM158 21H160V22L163 21L162 23L165 24V25H162L161 24L162 26L160 25L161 26V28H160L158 26L160 23L158 25H156V23H158ZM189 21H190L189 27H187L188 24H186L187 26L184 25L186 22H189ZM228 21H229L230 25H232V26H229ZM237 21L238 22H240V21L242 22L241 24L240 23H237L239 25V27L242 28V29L241 28L239 29V31H241L240 33L237 30L238 29V25H236V22ZM70 22L68 23L69 26H70ZM197 22H198V24H197ZM200 22H203V23L200 24ZM174 23L175 24H179L180 27L178 25H173ZM218 23H220L221 25L224 23L223 26H225V27L221 26L220 27L221 30H218L217 29ZM4 24L6 25L5 28H4V26H5ZM79 24L81 26H79ZM202 24H203V27L205 26V24H207L208 27H206L207 26L206 25L204 27V29H203L202 27H200V26H202ZM7 25H8V27H7ZM136 25H139V26H136ZM9 26H10V28H9ZM67 26H65V27L67 28ZM181 26L185 27L186 29L187 28L188 29H192V30H188V29L186 30L185 28L181 29V30L188 31V32L184 31V32H186L184 34V36H186V39H185V37L183 38L185 40L182 39L183 36L181 34L182 33L181 30H178V29L182 28ZM191 26L193 28H191ZM196 26L198 28H201L202 29V32H201V29H198ZM227 26H228V28H231V27L234 28L235 26H237L236 27L237 32H235V30L233 29V31L235 32V34L236 33H239V34H241V36H244V38L242 37V41L240 42L241 44L240 43L239 44H236V47L237 46L239 47V45H241L240 46L241 48H236L235 45H234V47H235L234 48L231 43L230 44H225V47H224L223 44L225 42H229L230 41L229 40L230 37L227 36V35H232V29H227L228 31H225V29H226ZM242 26H245V27L243 28ZM249 26H247V28ZM11 27H13V29ZM132 27H134V29H132ZM28 28L30 30L32 28V30H31L32 32ZM66 28L64 29V32L66 30H68L70 27H68V29H66ZM136 28H138V29H136ZM144 28H146V29L144 30ZM156 28L157 29L159 28L161 30V31L160 30L159 31L160 32L163 31V32L162 33H159V32L157 33L156 32L157 31ZM167 28H165V29L167 30ZM205 28L207 30H205ZM211 28L217 29L220 34H222L223 31H224L225 32L223 34L224 37L223 36L222 37L224 38V40L226 39L227 41L226 40L225 41L222 40L221 43L222 42H224V43H222L221 46H220L219 45L220 44V41H219L220 38H218V36H220L219 33L217 34L218 36H215L216 34L215 33H212V35H214V36H212V35L211 36H208V38H211L212 37V40H210L209 46L206 47L207 46V43H206V46H203L204 43H201V42H203V41H206L207 42V40H209L205 36H207L208 29L213 32V29H211ZM8 29H10V30H8ZM18 29L19 30L21 29L22 31L21 30L19 31ZM90 29H92L93 31L90 30ZM152 29H154V30L152 31ZM86 30H89V31L86 32ZM146 30L147 31L148 30L149 31L151 30V32H153L154 35L150 34V36H147V34L150 33V32L149 31L146 32ZM196 30H197V33H198L196 35H199V37H197L195 35ZM143 31H145L147 34H144ZM154 31L156 32V34H155ZM178 31L181 32V33H179L181 36L180 35L179 36L181 37L182 40H180L178 38V35H177L178 34L177 33ZM192 31H193V34L191 33ZM189 32H190V34H189ZM226 32H228V34ZM243 32L244 33L247 32V34H243ZM23 33L25 35L24 37H23ZM135 33L137 35L140 33V35L137 36V35H135ZM163 33H164V35H163V38H162V36H160V35H162ZM202 33H204L205 35L202 34ZM210 33L211 32H209V35H210ZM158 34H159V37H156ZM201 34L204 35V36H202ZM235 34H233V35H235ZM125 35L126 36L128 35V36L125 37ZM130 35H133V38H132V36L130 37ZM141 35H143L144 37L141 36ZM194 35L197 37V40H198V38L200 40V42H197L196 45H195L196 39L194 41V38H195ZM248 35H249V37H246ZM136 36H137V38L139 36H141V37H140V39H136V38L134 39V37H136ZM164 36H167V38L165 37L166 40H165ZM192 36L194 37L193 39H191L193 41L190 40V38H192ZM204 37L207 40L206 39L204 40ZM222 37H221V39H223ZM228 37H229V39H228ZM256 38H258V40H259V38H261V39L258 41V40H256ZM129 39H131V40L128 42ZM155 39L156 40H159V41L162 40V43L159 42V41H156ZM167 39H169V41H167ZM8 40H9V42H8ZM141 40H142V42L140 43ZM151 40H153V42H155L153 45H150L152 43ZM4 41H5V43H4ZM163 41H165L166 43H164ZM218 41H219V44H218ZM255 41H257V42H255ZM148 42H151V43L149 44ZM156 42H159V44H157ZM167 42H169V44ZM211 42H212V45L213 46H214L213 43L216 42L215 43V45H216L215 48H212L213 46L211 45L212 46L211 48L213 50L212 49H210V50L208 49V48H210ZM6 43L7 44L9 43V44L6 45ZM147 43L149 44V47H148ZM163 43H164V45H163ZM190 43L193 44V45H189ZM199 43L201 44L200 45L201 47L202 46L204 47V49L203 48L201 49L199 47L200 51H202L200 53H198L199 52V49L197 48V46H199L198 45ZM254 44H255V46H253ZM143 45H145V46H143ZM155 45H157V46L158 45H161V46L154 47ZM228 45H229V47H228ZM2 46H1L0 49H2ZM152 46H153L154 50H153V48H151ZM185 46L186 47L187 46L188 47L191 46V47L190 48L187 47V49H186ZM192 46L193 47L196 46V47L193 48ZM121 47H122V49H120ZM143 47L145 48V50H142V49H144ZM146 47H148L149 50ZM159 47L161 48V50L159 49V52H158V48ZM182 47H184V48H182ZM218 47H220V49L222 51L219 50L220 51L219 52L218 51ZM226 47L228 48V50H227ZM245 47H246V50L247 51L244 50V52L242 53V51H243V49ZM129 48H130V50H129ZM140 48H141V50H140ZM216 48H217V51L216 52L218 53L219 56L218 55L215 56L216 55V52L214 53V50H216ZM25 49H27V48H25ZM132 49H133V51H132ZM229 49H232L230 51H233L234 49H237L239 54L237 53L238 54L237 56L236 55L235 56L234 55L231 56L232 55V52H230ZM241 49H242V51H240ZM251 49L253 50L252 55H251V53L250 54H247V56L249 58H248V61L246 62L245 60H247V57L245 58L244 56H246V53L251 52L252 51ZM115 50H117V52ZM80 51H81V53H80ZM87 51L89 52V54H91V56H93V54H94V56H93L94 58L88 57L90 55L88 54ZM98 51H101V52H98ZM147 51H149L150 53L147 52ZM151 51H154V52L156 51V52L154 53V52H151ZM228 51L230 52V54H228L229 53ZM128 52H129V55H128ZM134 52H136V53L134 54ZM189 52H191L192 54L189 53ZM222 52H225V53L222 54V55L219 54V53H222ZM21 53H24V54L21 55ZM54 53H57V54L55 55ZM98 53H101V54H98ZM118 53L121 54L122 57ZM144 53L145 54L148 53V54L145 55ZM157 53H159V54L157 55ZM194 53L196 55L192 57V55ZM74 54H76V55H74ZM188 54H190L191 57H189L190 55H188ZM240 54H243L244 56H242V55L241 56L244 57L245 59H241L242 58L241 56H240V58H238V56ZM255 54H254L255 57H257V55H259V54H256V55ZM54 55H55V57L59 55V57L56 58L57 60L56 59L54 60V58H55ZM105 55H106V57H104ZM130 55H131V57H130ZM143 55H145L146 57L145 56L143 57ZM148 55H151V58L150 59H149V56ZM62 56L65 57L66 60L69 59V58L70 59L67 60V61H65ZM72 56H74V57L71 58ZM97 56L98 57L100 56L102 58H98ZM259 56H261L260 58H262L263 55H259ZM51 57H53V59H50ZM27 58L31 59V61L28 62L29 59H27ZM130 58L132 60H130ZM252 58L254 59L253 61H252ZM72 59H73V62H72ZM79 59H81V60H79ZM4 60L6 62H4ZM11 60H14L15 63H16V61H18V63L19 62H22L23 63V66L21 64V67H20L19 66L20 63L19 64L17 63L18 66L16 64H13L12 62H14V61H11ZM63 60H64V63L65 62L66 63L68 62L69 65L68 64H64L63 63ZM77 60H78V63H77ZM111 60H114V62L111 61ZM125 61L128 62V63L130 62V64L126 63ZM133 61H134V64H133ZM101 62H102V64H101ZM141 62H143V63L141 64ZM259 62H260V64L262 63L263 65L262 64L260 65ZM24 63H26V64H24ZM115 63H117L116 66H115ZM229 63H230V67H228ZM9 64H11V65H9ZM60 64H62V65H60ZM93 64H95V65H93ZM104 64H105V66H104ZM109 64H110L111 67L109 66ZM238 64H241L240 67H238L239 66ZM2 65H4V67ZM8 65H9V67H8ZM15 65H16V68L17 69H15V67H14ZM74 65L78 66V68H74L75 67ZM134 65L136 66V69H135ZM235 65H236V67H235ZM248 65H250V66H248ZM31 66H33V68ZM91 66L93 67V69H92ZM255 66H257V67H255ZM35 67H37V69ZM58 67H59V69H58ZM156 67H157V69H156ZM216 67H217V69H216ZM251 67H255V69H253ZM261 67H262L263 70L260 71L259 69H261ZM12 68L15 69V71ZM86 68H88V69H86ZM123 68H125V69H123ZM129 68H130V70H129ZM249 68H251L252 70L251 69L249 70ZM131 69H133V70H131ZM61 70L63 72H60ZM127 70H129V71H127ZM56 71H58L59 73L57 74ZM67 71H68V74H67ZM24 72H25V74H24ZM36 72H38V73H36ZM16 73H18L21 78H19L18 77V74H16ZM54 73H56V76H55ZM221 73L223 75H220ZM15 74H16V76L18 78L17 77H14ZM35 74L37 76L39 74L40 75L42 74L43 76H42V78H41V76H39L40 77L39 78ZM44 74H45V77H44ZM48 74H53L55 77L53 75H51L50 79H52V80L49 79L50 81L49 80L47 81V79H45V78H46V76H48L47 78H49V75ZM66 74H67V77H68V75L71 76L72 74L73 75L75 74L73 76L74 79H73V77H71V78L68 77L69 78L68 79L66 77ZM87 74H88V76H87ZM4 75L7 78H5ZM30 75L31 76L35 75V77L38 78V79L28 77ZM64 75H65V77H64ZM231 75L232 76L234 75V76L232 77ZM243 75H244V77H243ZM256 76L257 77L259 76V78H257ZM25 77L27 78V80L28 79H30V80L27 81ZM261 77H263V79ZM63 78H65V79H63ZM102 78H104V79H102ZM213 78H215V79H213ZM251 78H254V79L257 78V79L254 80V79H251ZM21 79H23V80H21ZM32 79L33 80L36 79L35 82H32L33 81ZM259 79L262 82H260ZM102 80H104V81H102ZM211 80L212 81H217V84L211 82ZM258 80H259V82H258ZM36 81L38 82V84H36ZM75 81H76V83H74ZM238 81L239 82L242 81V83H239ZM13 82H14V85H12ZM52 82H54V84H52V85L49 84V83H52ZM207 82H210L212 84H210V83L208 84ZM246 82H247V84H246ZM20 83H23V84L21 85ZM66 83L67 84L69 83L68 86L66 85ZM236 83H238V84H236ZM44 84H45L46 87H48L47 89L44 88L45 89L44 93L46 92V90H49L50 89L48 92H46L47 94H45V98L44 99H46V101L44 99H41L44 96V94H43V87H45ZM222 84L223 85L226 84V86H222ZM232 84H233V86H232ZM49 85H51V86H49ZM13 86L14 87L15 86L16 87L17 86L20 87V88H18V92L16 91L17 89L14 88ZM40 86H41V88H39ZM52 86H54V88ZM256 86L257 87H259V86L262 87V88L259 87L260 90H261L259 92H261V93H258L257 90H259V89H257ZM2 87H4V88H2ZM6 87H8V88L5 89ZM250 87L255 88V89L253 90ZM219 88H220V90H219ZM9 89H11V90H9ZM14 89H15L16 95L14 94L15 93L14 92ZM30 89H32L33 91L30 90ZM37 89L38 90L41 89L40 90L41 93L37 92L38 91ZM6 90H8V94H7V91ZM251 90H253L252 92H254V93L256 92L255 95H254V93L251 92ZM24 91H25V93H24ZM26 91H28V92L26 93ZM12 92H13V94H12ZM202 93L205 94V95H203ZM18 94H22V95H18ZM11 95H15L16 97L18 95V96H20V97L22 96V97L21 98L19 97L17 99L16 97L11 96ZM256 95L259 96L258 97L259 99L257 97L255 98ZM47 96H48V98H46ZM12 97H14V98H12ZM155 99H157L156 101L159 100V102H155L154 101ZM148 100H150V101L148 102ZM193 100L194 101L197 100L198 102L194 103ZM160 101H164V102H167V101H170L171 102V101H173V103L170 104V102H169V104H167V105L165 104L164 105V103L162 102L163 105H161L162 103ZM243 101H245V103H246L245 105H244V103L243 104L240 103V102H243ZM134 102L136 104H134ZM158 103L161 106L157 107L156 105H159ZM236 103L237 104L240 103L241 106L240 105H237ZM151 104H152V106H153V104H155V105L152 107ZM234 104H236V105H234ZM135 105H137L136 107H138V106L140 107L137 112L134 111L137 108L136 107H135V109L133 108ZM258 106H256V107H258ZM109 107L111 109H113V111L109 110L110 109ZM125 107H127V108H125ZM161 107L162 108H165V109H163L165 111H163ZM118 108H120V109L118 110ZM130 108L131 109L133 108L132 109L133 111L130 110ZM157 108L160 109V112H158L159 109H157ZM168 108L171 109V112H173V113H170ZM176 108L177 109L180 108V110L179 109L177 111L175 110L176 112L173 111V109H176ZM107 109H108V111H111V114H112V112H114V113L111 115L110 112H107V114H106L104 111H106ZM115 109H117L118 111L116 110L117 112H115ZM151 109L154 110V111H151ZM104 113H105L106 116L104 115ZM102 114L104 115V118H103V115ZM23 117L24 118L26 117V118L24 119ZM87 124L89 125V127H88ZM190 126H188V127H190ZM234 131H236L237 133L234 132ZM169 133H170V135H169ZM147 135H149V137ZM244 136H247V138L245 139ZM139 138H140V141H142L141 139H143V142L138 141ZM163 138H164V140H163ZM135 139H137V140H135ZM157 139L158 140H161L162 139L165 142H163V141H160V142L158 141L157 142ZM227 140H229V141L231 140V141L229 142ZM84 143H86V144H84ZM144 143L146 144V146H145ZM148 143H149V145H148ZM157 143L159 145H156ZM213 143L215 144L216 147L213 146L214 145ZM207 145H209V146H207ZM131 146H132V148H131ZM143 146H145L147 148H145ZM149 146H150V148H149ZM80 147H78V148H80ZM197 147H198L197 150L194 149V148H197ZM207 147H209V148H207ZM71 148H73V147H71ZM187 148H188L187 151H189V149H190V152H187L185 150ZM48 149H49V151H48ZM56 149H58V151H56ZM169 150H171V151L168 152ZM43 151H45V152L43 153ZM101 151H102V153H101ZM155 151L153 150V152H155ZM104 152H106V153L104 154ZM145 153H147V154H145ZM158 153H162V154H158ZM33 156L35 158L36 157L37 158H41V157H39L37 155L36 156L33 155ZM88 157H89V159L91 158L90 156H87V158ZM100 157H98V158H100ZM46 158H47V156H46ZM82 160H84V159H81V160L79 159L76 162H73L74 163L73 164L74 165L73 168L76 169V170L78 168H79V170H82L81 165H84V163H83ZM119 160L120 159H116V158L115 159H111V163H117ZM81 161H82L83 164H80ZM78 162H79V167H78V165L75 164V163L78 164ZM92 166H93V164L91 165V167ZM95 167H92V168H95ZM83 169L85 170V168H83ZM86 169L91 170L89 168V166ZM61 183H63V181ZM63 184L65 186L66 182L63 183ZM46 186H47V188H45V189L42 187L44 190H42L41 193L39 192L40 194H44V193L50 192L49 190H53V191L56 190L57 192L59 191L58 192L59 194L60 193L62 194L63 192H66L64 186L62 187L61 185H46ZM32 193H30L31 195H28V196L35 197L36 195L39 194V193H36L35 194V192H32ZM40 194H39V197H37V196H36L37 198L35 197V200L32 197H28L27 195H25L26 196V200H27V201L25 200V202H32L33 200L36 201V200H38V198L41 199V197H45L46 196V195L45 196H42ZM46 197H48V196H46ZM20 198H17L16 197L15 198V202L16 201L17 202H21V201H24V199H25V198H23V196H20ZM17 199H20L21 201L20 200L18 201ZM13 200L14 199H12L9 202L8 201L6 202L4 200L5 201L4 203H0V207L3 208L2 210L0 209V264H80V263H64V262L54 263V262H51V261H48V260L47 261H43L42 258L44 257V258L47 259V256L44 253H37V252H35V251H33L31 249V243L34 242V241H36V239L37 240L40 239L39 238L40 236H38L39 233H37L35 235H34L33 232H31L33 234L28 233V231L31 229L30 227L32 225L29 226V230H28V229H26V226L24 225L25 223H23V225L21 223H19V224L17 223L18 226L15 225V227L13 228L14 225L12 226V224H13L14 221L12 220V222H10V220H8L9 217H8V214H6L7 211L5 210L6 209V206L5 205L8 206V204L12 203ZM0 202H2V201L0 200ZM4 207H5V209H4ZM4 212H6V213L4 214ZM14 224H15V222H14ZM26 224H29V223H26ZM30 224H34V223H30ZM51 224H53V223H51ZM51 224H48V225L45 224L46 226H49L50 229H49V227L47 228L44 224L40 228L43 229L45 227L44 228L45 229L44 232L46 231V233H47L48 231H50V232L52 231L51 234L53 233V230L55 231V230L58 229L57 231H59V229H60V231H63V230L66 231V230L69 229L70 231H67V232H70V233H74L75 232L74 233L75 237L77 236V234H78V237H81L79 235H81L82 232L84 231L83 230L79 234L80 231L78 229H76L75 227L72 226L71 229H70V227H69L70 225L69 226H67V225L65 226L64 224H62V227H59V226H61V224H57V223H55V224H57L56 226L53 225L54 226V229H52L53 226ZM20 225H21V227L23 229L21 227H19ZM73 225H75V224H73ZM34 227H36V226H34ZM3 228H4V230H5L6 233H4ZM27 228H28V225H27ZM19 229L22 230V231L20 232ZM24 229H26V230H24ZM61 229H63V230H61ZM2 230H3V233L5 235L8 234L7 236H10V239H9V237L8 238L5 237V239L7 238V241L9 239L10 241H8V242H11L12 240L16 239L15 240V243L17 241V243H16L17 245L15 243H13L14 241H12L10 243V244H12V246L9 248L7 246V243L8 242L5 241L3 239V237L1 236ZM14 230H16L18 233L15 232ZM74 230H76V231H74ZM57 231H55V232H57ZM60 231L57 232V234L58 233L59 234L60 233L61 234H64L63 232H60ZM71 231H73V232H71ZM19 232L21 233V235H19L20 234ZM24 232L30 234L28 236H26L24 234L28 238H25V236H22V234ZM86 232L83 233L84 234V237H86L85 236L86 235ZM44 234L45 233H43L41 235V239H43L42 237H44V239H50V238H52V236L55 237V235H54L55 233H53V235H50V233L48 232V238H46L47 237V234H46V237L44 236ZM57 234H56V236H57ZM65 234H66V232H65ZM68 234L66 235L67 238H69L68 236H70V234L69 235ZM89 234H90V232L89 233L87 232V236ZM16 235H17V237H16ZM74 235H71L72 238L70 236L69 239H71V240L74 239L75 241L73 240V242H76V244H77L78 241H79L78 244H80V242H81V244H83V245L81 246V244H80L81 247L80 246L79 247L83 250V252L85 251L84 252L85 255H89L90 253H93V252L94 253L97 252L96 253L97 255L98 254H102V253H104L102 250H105V252L107 254L112 253V252L113 253H116L117 251H119V249H120V252H118V253H124L125 250L130 251V249H131L133 251V249L134 250L137 249V251H135V253H136L138 251L140 252V249L141 250L142 249L145 250V248H146V246H145V247L129 248V249H127L128 248L127 247V248H124L123 249L122 246H126V245H121V246L118 245L119 246L118 247L117 245L114 246V245H108L107 244V246H103L104 244L99 245V243H97L95 246H96V249L99 246V248H98L99 251L100 252L102 251L100 253L99 251H96L94 249L95 247L94 248L91 247V249L89 248L90 246H93L94 243H96V242H94L95 241L94 238H93L94 241L93 240H90L91 241V243H90L89 239H91L92 237L91 238H87L88 239L87 240V239H85L82 236V238H80L81 240L84 238L86 241H89V243L88 242L86 243V241L84 239H83L84 241L83 240L81 241L79 238H78L79 239L78 240L77 237L74 238ZM18 236H19L20 239H18ZM30 236H32V237H30ZM59 236H61L60 238H62L63 236L65 238V235H59ZM59 236H57V237H59ZM176 237H177V235H173V236H169V238L166 236V237H158V238H155L153 240H156L157 239V240H159V241H161L163 243L166 242V244H168V241H169L170 243L167 246L168 252H169V250H171L170 252H172V248L171 247H174L175 249L180 248L181 249V252L183 254L182 255L183 258H180L179 259V263L180 264L181 263L182 264L183 263L189 264V262H190V264H245V263L246 264H251V263H249L250 260H248L247 257H246L247 258L246 259V258H243V256L242 257L241 256L240 257L239 256H235V254H233V255L232 254H222V253L202 254L201 256H199L200 258L197 257V256H190V254H191V253H189L190 250H188L189 251L188 252L187 251L188 248H185L183 245L181 246L180 242L177 240ZM145 238H147V237H145ZM78 244H77V246H78ZM129 244L130 243H128L127 246H131ZM19 245H21V248L19 247ZM84 246L87 247V248L84 249L85 248ZM101 246H103V247L100 250ZM6 247H7V249H6ZM107 247H109L110 249L107 248ZM111 247L112 248L114 247L113 249H115V250L112 251L113 249ZM149 247H152V246H149ZM160 247H162V246H160ZM153 248L155 250H159V246H153ZM10 249H12L11 250L12 252H10ZM89 249H90V251H89ZM164 250L166 251L167 249H165V247L164 248H160V251H163L164 252ZM26 251H27V253H26ZM106 253H104V254H106ZM126 253H128V252H126ZM174 256L176 257V255H174ZM33 257H34V259H33ZM239 258L243 259L244 261H241ZM81 264H85V263H81Z\"/></svg>",
  "mask_w": 264,
  "mask_h": 264
}]
</instances>
